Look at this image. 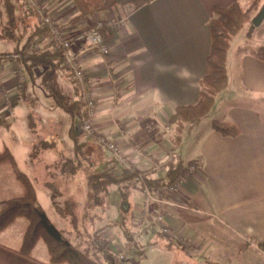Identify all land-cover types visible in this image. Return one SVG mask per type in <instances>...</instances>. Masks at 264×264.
<instances>
[{"label":"crops","instance_id":"obj_1","mask_svg":"<svg viewBox=\"0 0 264 264\" xmlns=\"http://www.w3.org/2000/svg\"><path fill=\"white\" fill-rule=\"evenodd\" d=\"M40 1L69 37L86 32L98 22L124 20L122 26L113 30L108 27L100 30L110 32L104 38L108 55L85 43L74 45L76 58L86 74V87L97 101L94 125L98 131L111 138L137 164H145L143 171L152 170L153 178L162 179L167 164L177 159L200 165V170L182 179L164 204L166 224L199 248L200 255L189 256L175 242L166 246L168 239L153 227L145 231L136 228L133 221L142 203L138 206L132 194L130 248H125V237L114 226L119 221V209L109 221L108 216L104 221L97 219L100 225L104 222L97 229H103L100 240L107 251L112 255L125 253L127 260L136 261L139 247L152 249L143 257L142 264H264V253L255 245L241 257L235 251L238 243L249 238L264 242V62L254 56L256 47L264 43V19L258 26L247 25L232 40L225 90L216 97L207 119L184 133L173 152V127L169 124L176 108L193 106L198 101V82L205 74L211 48L208 21L213 9L234 2L245 6L250 0H153L135 11L115 6L85 18H77L73 0ZM19 44L10 41L0 47L3 51L11 50ZM35 44L37 47L33 49L31 44V50L47 52L55 47L49 38ZM24 77L0 58V151L7 148L18 168L17 156L27 157L28 164L32 145L37 143L29 135L28 118L43 121L41 125L45 128L55 121L51 128L63 126L66 132L70 124L69 117L55 109L33 82L27 79L21 93ZM60 81L68 91L73 87L67 74H62ZM17 117L26 122V139L13 134ZM216 120L235 123L239 135L222 137L212 129ZM166 126L170 128L168 132ZM43 137L53 139L46 132ZM18 141H25L19 150ZM69 153L64 151V156L69 157ZM60 154L44 152L46 164L41 178L37 179V171L33 169L27 174L42 209V204L55 207L49 188L54 176L59 177L51 188L66 195L58 206L61 202L68 205L70 190L65 185L68 180H62L61 171L54 167ZM171 154H175V161H167ZM147 156L153 157V167L147 164ZM82 183L78 188L85 191V179ZM140 183L147 185L144 180ZM20 193L10 168L0 166V201ZM72 199L83 207L84 196L76 194ZM25 226L26 221L18 219L0 234V264L49 263L43 243L35 245L31 257L18 253Z\"/></svg>","mask_w":264,"mask_h":264},{"label":"trees","instance_id":"obj_2","mask_svg":"<svg viewBox=\"0 0 264 264\" xmlns=\"http://www.w3.org/2000/svg\"><path fill=\"white\" fill-rule=\"evenodd\" d=\"M153 0H73L78 10L77 18H85L96 13L110 10L115 6L128 7L135 11L151 3ZM262 0H251L243 7L234 2L225 8H214L208 21L211 38L210 53L206 59V72L198 82V101L193 106L176 108L171 116L169 124L172 125L173 148L175 151L182 140L184 133L191 131L198 125L212 109L215 99L227 86V56L232 40L244 29L251 18L258 11ZM36 19L33 10L26 0H0V44L10 41L19 42L11 50H1L0 58L4 62L11 63L13 70L24 74V82L21 83V93L25 89L26 80L39 89L44 97L49 98L55 109L67 115L70 124L67 129L69 148H58L55 140L41 138L46 151H59L58 160L54 167L58 168L62 180L74 179L80 170L84 172L85 179V205L98 207L107 194L108 188L113 186L120 195L118 226L125 237V248H130L132 231L130 227L131 193L134 187H140L142 182L125 167L117 164L114 159L97 146L94 155L90 152V140L79 131L80 114L83 106L80 100V92L74 75L69 72L63 63L60 51L53 47V51L31 50V44L41 43L48 39V31L45 27L34 21ZM110 32L101 31L104 38ZM50 39V38H49ZM53 43V42H52ZM34 49V48H33ZM51 52V53H50ZM254 56L264 62V43L256 47ZM17 57L16 61L14 58ZM67 74L72 82V88L68 91L62 86L61 75ZM35 117L28 118V123L34 124ZM212 129L222 137L233 138L239 135L240 129L235 123L229 121H213ZM52 134L57 130L52 129ZM40 134L45 132H39ZM39 139H37L38 141ZM38 142L32 146H37ZM95 146V145H94ZM85 148L89 149L87 153ZM33 149V147H32ZM68 150L69 157L64 156ZM195 165V162L184 163L177 159L174 163H168L162 179L153 178L152 170L142 173L143 180L150 189L158 187L178 186L187 171V166ZM0 166L12 170L14 178L21 189L17 196L0 201V234L10 228L18 219L26 221L22 241L18 253L31 257L37 243L46 246L48 264H119L118 259L110 254L100 240L103 229H95L92 232L90 243L83 248L71 235L63 234L52 223L46 212L40 206L37 192L29 176L22 172L12 153L4 148L0 151ZM58 191L50 192L52 204L57 207ZM72 228L76 234V216L72 214ZM164 239V238H163ZM166 246H172L171 240H165ZM255 245L264 253V242H258L253 238L236 245V254L241 257L251 246ZM136 264H140L138 261Z\"/></svg>","mask_w":264,"mask_h":264},{"label":"built area","instance_id":"obj_3","mask_svg":"<svg viewBox=\"0 0 264 264\" xmlns=\"http://www.w3.org/2000/svg\"><path fill=\"white\" fill-rule=\"evenodd\" d=\"M26 2L33 10L40 25L47 29L49 38L52 40L54 46L60 51L65 68L71 72L76 79L80 92V100L83 106L78 125L79 131L87 138H94L97 143L109 152V155L117 164L130 170L132 173L136 174L138 179L143 181V171L135 164V160L128 157L120 146L113 142L110 143L108 141L109 138L106 135L99 134L95 126H93L97 110V101L86 87V76L84 75L85 73L74 51L75 43H85L96 48L102 55H108L110 51L105 44L100 30L104 27L113 30L116 26H122L124 20H120L117 23L111 21L98 22L86 32L69 37L50 14L47 13L40 0H26ZM20 80L21 79H19V81ZM146 159L147 162H150L153 160V157L147 156ZM167 161H175V154L168 156ZM197 170H200L199 164L189 166L184 177L193 174L195 171L197 172ZM139 188H141V197L143 199L141 212L139 215L137 214V219L143 222V224L140 225L142 229L139 227L140 230L153 227L161 236L181 246L189 256L200 255L199 248L190 245L189 239L182 234L174 232L172 228L166 224L164 209L166 195L176 188V186L150 189L147 185L141 184Z\"/></svg>","mask_w":264,"mask_h":264},{"label":"rangeland","instance_id":"obj_4","mask_svg":"<svg viewBox=\"0 0 264 264\" xmlns=\"http://www.w3.org/2000/svg\"><path fill=\"white\" fill-rule=\"evenodd\" d=\"M247 4L245 6H247ZM263 5H264V0L261 1V4H260V7H259L258 11L256 12V14L253 15V17L251 18L250 22L247 25H250L252 23L254 17L258 15V13L260 12V10H261ZM245 6H243V7H245ZM37 23L40 25V22L38 20H37ZM32 47L36 48L37 45H33L32 44ZM205 72H206V70H205ZM20 74H22V73H20ZM84 75L86 76V74H84ZM17 81L19 83V80H17ZM231 83H232V81L229 84H231ZM96 112H97V110H96ZM95 116H96V114H95ZM25 123L26 122H23L19 117H17L16 121L14 122V124L12 126L14 136L17 135L18 137H23V138L26 139L27 127H26ZM41 123H43V121H41V120L36 121L34 124H32V123L30 124V123L27 122V125L29 127L28 128V132H29V135H30L31 138H33L34 140L39 139L37 142L38 143L41 142V140H42L41 139V135L43 133L40 134L39 132L42 131V132H46L48 134V136H52L53 140H55V143L57 144L58 147H61V148L65 147L66 149L70 147V143H69L66 131H65L63 126H61L59 128L58 127L57 128L56 127L55 128H51V127H53L55 125V121H52L51 122L52 126L51 125L50 126H46V128H45V127H43L41 125ZM39 124H40V126H39ZM93 126H95V125H93ZM165 128L167 130L165 132H168L170 130L169 126L168 127L166 126ZM52 129L57 130L58 133L53 135L52 134V132H53ZM96 130L98 131L97 128H96ZM98 133L102 134V132H99V131H98ZM103 135H105V134H103ZM170 137H171V135H170ZM88 139L92 143V144H90V147H89L90 148V152L92 153V155L95 154L94 150H95L96 146L99 149H102L103 151H105V153L107 155H109V152H107V150L103 146H101L99 143H97V141L94 138H89L88 137ZM25 141H23V142L18 141L19 144H18V146L16 145L18 147V150H19V148L24 146ZM108 141L110 143H112V142L115 143L111 138H109ZM10 144H11V142H10ZM32 147H33V149L31 150V156H30L31 159L29 160V162H31V167L34 166V168L29 167V162L27 164V161H28L27 157H25V159H24V157H22V155H18L17 158H18V163H19V169L22 172H24V173H26L28 175H30L31 169H33V170L37 171V179H39V178L42 177L41 175L44 172L43 168H44V166L46 164L45 158L43 157V154L46 151V148L44 149L43 144H41V143L37 144V146H32ZM66 149H65V151H66ZM85 150H86L87 153L89 152V149L85 148ZM138 153H139V151H138ZM127 156L129 157V154H127ZM134 162H135V164L138 163V161H134ZM152 162H153V160L150 161V162L148 161L147 164H150V166L153 167L152 164L154 162L153 163ZM137 165H138V167L141 168L142 171L144 170L145 164L144 165L143 164H141V165L137 164ZM158 165H160V162H158ZM195 165H196V162H195ZM188 167L189 166H187V169H188ZM83 173L84 172H82V170H80L79 173L76 175V177L74 179H69L67 181V183L65 184L67 186L68 190H70V194H68V196H70L69 199H68V205H65L63 202H61V206H58V207H53V208L50 207L49 208L47 206H44L43 204H42V206H43L44 210L46 211L48 217L50 218L52 223L57 227L58 230H60L63 234L71 235V237H73L76 242H79V244H81L82 247L85 248L86 247V243L88 241H90L89 237L92 235V232L95 229L99 228V226H101L104 223L103 222L100 225V224H98V222H99L98 220L100 219V220L104 221L105 218L108 216L107 221H109V220H111V218L116 216V214L118 212V209L120 207V195H119L118 191L116 190V188L111 186V187L108 188L107 194L104 195L103 201L101 202V204L98 206V208L96 210H94V208L92 206L88 205V204L85 205V206L83 205V207H79V203L77 202V200H73L72 197L74 198L76 194H79V195L84 196V198H85V191L84 190H80L78 188L79 185L81 186L83 184L82 183L83 179H84V174ZM12 174H13V172H12ZM58 177L59 176H57V177L54 176L53 177L54 181ZM54 181L49 183L50 192L56 191V190L51 188V187H54L53 186L55 184ZM38 182H39L38 186H41L40 184H42V182H40V181H38ZM176 188H177V186H176ZM176 188H174L171 192H169L168 195H166V198L168 196H172L175 193ZM75 189H79V191L76 192ZM39 193L41 194V192H39ZM60 193L61 192L59 191L58 195L56 197L57 200H64L65 199L64 196H66V195L61 193L62 196H60ZM131 194L134 196V200L136 201V204L139 206L142 203V200H143L142 197H141V188L134 187ZM42 198L43 197L41 195L40 196L41 203H42ZM140 212H141V210H138L137 214L139 215ZM72 214H74L76 216V219H77V222H76V224L74 226L75 229H76V234L74 233L73 228H72V221H71L72 220ZM133 216H135V215H133ZM138 218H139V216H138ZM140 221L141 220H139L137 218H135V220L133 221V225L136 228H138L139 230L141 228L140 225L143 224V222H140ZM145 230H140V231H145ZM88 243H90V242H88ZM102 244H103V242H102ZM150 252H152V249H147L146 250L145 248L139 247L138 251H137L138 254L135 256V260L136 261L127 260L125 253H124V255L119 253L118 255H114V256L118 259L119 264H136L137 261L140 264H142L141 260L143 259V257L148 255ZM195 256H197V255H195Z\"/></svg>","mask_w":264,"mask_h":264},{"label":"water","instance_id":"obj_5","mask_svg":"<svg viewBox=\"0 0 264 264\" xmlns=\"http://www.w3.org/2000/svg\"><path fill=\"white\" fill-rule=\"evenodd\" d=\"M264 18V6L261 8L258 15L252 21L253 25L258 26Z\"/></svg>","mask_w":264,"mask_h":264}]
</instances>
